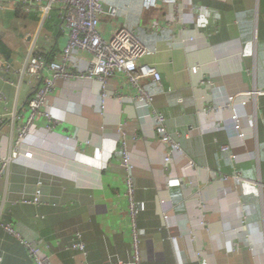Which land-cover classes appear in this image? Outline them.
Listing matches in <instances>:
<instances>
[{
    "label": "crops",
    "instance_id": "obj_1",
    "mask_svg": "<svg viewBox=\"0 0 264 264\" xmlns=\"http://www.w3.org/2000/svg\"><path fill=\"white\" fill-rule=\"evenodd\" d=\"M102 1L107 12L118 8L101 18L106 37L125 23L158 50L140 59L162 76L161 85L144 83L153 104L109 101L103 114L100 82L59 81L47 104L53 124L39 120L18 142L38 85L21 73L30 49L61 60L67 35L57 9L44 16L0 0V54L11 68V82L0 77V115L5 106L17 112L0 122V161L20 152L0 181V264H35L7 224L58 264H130L119 126L138 136L131 161L142 264H264V0H178L184 23L168 3ZM154 20L164 27L150 32ZM78 57L87 68L89 54ZM154 111L182 148L168 169ZM37 191L41 203L21 201ZM78 238L85 253L69 248Z\"/></svg>",
    "mask_w": 264,
    "mask_h": 264
},
{
    "label": "built area",
    "instance_id": "obj_2",
    "mask_svg": "<svg viewBox=\"0 0 264 264\" xmlns=\"http://www.w3.org/2000/svg\"><path fill=\"white\" fill-rule=\"evenodd\" d=\"M12 5L18 3L25 4L26 9L30 11H39L44 16H48L53 9H57L60 17L59 30L67 35V42L62 49L61 60H50L44 53H40L31 48L22 74H28L37 81V89L29 98L27 108L29 117L18 129V142L23 139L27 133L36 127L41 119L49 121L47 125L53 124L52 116L47 109L48 99L54 93L59 81L72 82V80L92 81L97 80L101 85V96L99 110L105 114V109L109 101L127 102L141 100L148 105H152L154 96L144 87L148 79L162 84V76L155 65L141 63L140 59L144 56L153 55L158 50L150 48L138 37L137 33L127 27L125 23L120 25L110 37H106L101 26V18L108 14L116 17L118 8L114 7L109 12L104 9L102 0H3ZM147 9L159 8L161 2L168 3L175 13V18L184 23L188 18L184 11L179 7L178 0H143ZM200 8H202L200 6ZM203 9V8H202ZM192 9V6L190 8ZM206 10V9H204ZM202 11V10H201ZM204 11L197 15L193 13L191 19L201 17ZM184 21V22H183ZM189 22V20H188ZM163 24L154 20L147 26L150 32H156L163 28ZM85 52L89 54V63L87 68L82 69L79 65V54ZM77 69L73 71L72 69ZM9 65L3 62L0 54V77L7 82L11 80L5 76L10 72ZM127 88L133 94H126ZM234 96L231 97L233 100ZM0 101L7 103L5 94L0 91ZM154 119L162 136L155 143L164 146L163 161L168 169L173 161L174 152H182L181 145L176 142L166 131V116L154 111ZM7 117L15 119L17 112L10 111L5 106V111L0 115V122L4 123ZM15 121V120H14ZM13 121V122H14ZM120 139L119 167L125 172L126 178V197L129 204V216L132 226V254L130 264H142L141 247L142 238L137 225L139 208L136 200V185L132 173L131 150L132 142H136L138 136L132 134L131 140L122 126L116 131ZM30 155V154H27ZM20 156L17 147L12 149L9 156L3 157L0 161V181L9 170L10 164ZM227 178L228 176H223ZM236 177L244 180L240 175ZM41 191H37L34 197L24 196L21 201L24 203H41ZM0 196V209H1ZM2 224V223H1ZM5 228L14 236L18 237L27 248L35 264H58L57 260L46 253L44 248L33 240L24 238L11 224L5 225ZM70 249L80 250L85 253L86 246L79 238L74 239L69 246ZM88 264V263H87ZM112 264H128L124 260H118Z\"/></svg>",
    "mask_w": 264,
    "mask_h": 264
},
{
    "label": "trees",
    "instance_id": "obj_3",
    "mask_svg": "<svg viewBox=\"0 0 264 264\" xmlns=\"http://www.w3.org/2000/svg\"><path fill=\"white\" fill-rule=\"evenodd\" d=\"M15 6H18V7H22V8H25L26 9V6H25V4H22V3H18L17 5H15ZM19 15V13H16V15ZM17 15V16H18Z\"/></svg>",
    "mask_w": 264,
    "mask_h": 264
}]
</instances>
